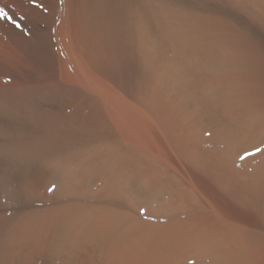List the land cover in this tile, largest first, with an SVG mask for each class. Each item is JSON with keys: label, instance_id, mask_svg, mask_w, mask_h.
Here are the masks:
<instances>
[{"label": "bare ground", "instance_id": "obj_1", "mask_svg": "<svg viewBox=\"0 0 264 264\" xmlns=\"http://www.w3.org/2000/svg\"><path fill=\"white\" fill-rule=\"evenodd\" d=\"M13 2L0 264H264V0Z\"/></svg>", "mask_w": 264, "mask_h": 264}, {"label": "rangeland", "instance_id": "obj_2", "mask_svg": "<svg viewBox=\"0 0 264 264\" xmlns=\"http://www.w3.org/2000/svg\"><path fill=\"white\" fill-rule=\"evenodd\" d=\"M0 7H2V8H4V10L5 11H7L8 13H9V15L10 16H12L11 15V9H13L14 8V2H13V0H0ZM9 26V25H8ZM0 31H3L2 30V28H1V30ZM6 34V33H5ZM15 55L12 53V52H10V51H8V53L6 54V55H4V60H5V62L7 63V62H9V64L11 63V64H13L14 62H15V59H16V57H14ZM1 76H0V98H1V95H2V97H3V95L6 97V96H8V97H10L11 96V98H1L0 99V103L2 104V105H4L3 103H9V102H12V97L14 98V100H13V102L12 103H10V104H12V105H14L15 104V102L17 101H19L18 103H20L21 101L22 102H24V100L25 101H27L28 100V96H25V95H28V88L26 87V86H24V87H22V83H18L14 78H12V77H10V76H6V75H2V74H0ZM2 77V78H1ZM3 79V80H2ZM11 79H13V80H11ZM4 81V82H3ZM3 82V83H2ZM6 82V83H5ZM9 82V83H8ZM26 88V89H25ZM27 90V91H26ZM19 91H21L22 92V94L20 93L19 95H18V92ZM11 92H14V93H11ZM15 92H16V94L18 95V96H16L15 95ZM26 92H27V94H26ZM14 94V95H13ZM16 96V97H15ZM24 97V98H23ZM16 98H18V99H16ZM21 100H20V99ZM6 99H8V101H6ZM27 99V100H26ZM11 100V101H10ZM3 101V102H2ZM16 102V103H17ZM14 103V104H13ZM17 103V104H18ZM7 121V122H6ZM13 121V122H12ZM18 122V123H17ZM23 122V123H22ZM9 123V124H8ZM11 123V124H10ZM11 125H12V127H11ZM0 128L1 129H3L4 131H6L7 133H12V132H15V133H19V134H28V122H25V121H23V119L22 120H20V118H17V119H14V118H12V117H4V116H2V115H0ZM40 172V173H39ZM37 178L39 179V176L41 175V177H40V181H42V179L44 178V177H42L43 176V173L41 172V170H38V172H37ZM17 176V177H16ZM12 177V178H11ZM10 178H11V180H15V181H17L18 179H19V177H18V174H17V172H16V170H14V169H12L11 168V170H10ZM37 179V180H38ZM39 183V182H38ZM95 185H96V183L95 184H93V185H91V186H89L88 187V189L87 190H92L94 187H95ZM167 218V216H162V218Z\"/></svg>", "mask_w": 264, "mask_h": 264}, {"label": "snow or ice", "instance_id": "obj_3", "mask_svg": "<svg viewBox=\"0 0 264 264\" xmlns=\"http://www.w3.org/2000/svg\"><path fill=\"white\" fill-rule=\"evenodd\" d=\"M29 3L36 6V7H40V8H43L44 6L42 4H38L37 3V0H29ZM45 11H47V9H44ZM20 19L22 20L23 17L21 16ZM0 20H8L9 22H11L12 24H14L16 27H20V24L15 20L13 19L12 16L9 15V13L7 11L4 10V8L0 7ZM261 152H264V147H255L252 151H245L243 153V155H241L239 157L240 160H244L246 159L247 157L249 156H255L257 153H261ZM55 189V185H53L52 187H49L47 189V191L49 193H52ZM140 211V214L141 215H144L145 213V209L144 208H140L139 209ZM149 219H152L153 217H148ZM189 264H192V262L190 261Z\"/></svg>", "mask_w": 264, "mask_h": 264}]
</instances>
